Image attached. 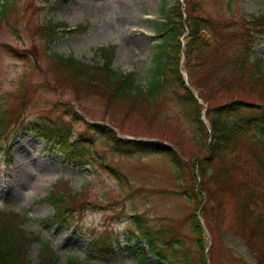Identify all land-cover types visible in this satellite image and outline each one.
I'll use <instances>...</instances> for the list:
<instances>
[{"label": "rangeland", "instance_id": "obj_1", "mask_svg": "<svg viewBox=\"0 0 264 264\" xmlns=\"http://www.w3.org/2000/svg\"><path fill=\"white\" fill-rule=\"evenodd\" d=\"M6 1L0 0V9ZM13 1L18 7L10 13L12 22L0 20V101L8 110L10 120L18 118L20 122L12 124L0 139V211L9 209L26 216L23 229L52 243L59 256L55 264H67L72 255L88 260L89 246L98 247L96 244L100 242L111 244L102 255L98 254L102 264H145L129 249L134 246L129 238L134 231L133 217L138 213L146 214L152 227L163 229L167 234L168 259L154 256L148 264H182L187 258L192 264H264V252L252 249L239 236L223 234L222 220L216 217L207 222L183 194L186 186L193 185L190 169L181 184L166 156L117 151L108 137L97 134L86 123L95 125L96 120H105L116 128L117 133L113 132L117 137L130 135L171 145L183 154L187 167L195 169V186H198L202 181L198 176V159L206 156V150L195 144L194 124L177 87L165 78L162 91L150 107L147 101L135 96L116 101L106 91L100 93L61 78L37 33L48 19L66 22L69 28L83 26L79 32L62 33L52 50L63 55L73 54L95 65L103 62L98 49L115 45L112 67L122 73L134 71L139 84L145 88L154 74L155 48L159 42L156 29L163 22L161 8L164 3L173 5L180 1L186 10L187 1ZM195 4L198 15L215 23L222 32L220 37L227 35V42L235 29L244 32L249 29L248 16L264 12V0H196ZM140 40L144 43V52L138 46ZM232 42L226 45L230 50L241 46L240 38ZM252 51L254 57L264 59V35H258ZM257 100L260 99L254 101ZM60 102L73 106V113H80L83 119L75 120L72 114H65ZM260 104L255 102V107H262ZM256 111L238 110L230 118L240 119ZM40 118L67 123L74 138L87 137L95 154L94 161L76 166L63 153L46 147L34 129ZM113 168L119 171L120 178ZM59 181L66 183L64 187L71 194L85 198L76 202L74 212L61 222L55 218L53 206L45 200ZM223 182L221 178L220 183ZM214 198L215 194L210 204L217 205ZM234 206L226 212L225 226L232 223V229L242 228L246 236L258 234ZM195 211L200 222L212 226V232L204 229L205 250L193 230ZM42 250L43 242L34 240L28 251L31 264L39 261ZM230 253L238 257L236 262ZM96 262L97 259L91 261Z\"/></svg>", "mask_w": 264, "mask_h": 264}, {"label": "trees", "instance_id": "obj_2", "mask_svg": "<svg viewBox=\"0 0 264 264\" xmlns=\"http://www.w3.org/2000/svg\"><path fill=\"white\" fill-rule=\"evenodd\" d=\"M186 1L189 6L186 10L180 1L173 6L165 4L162 8L166 21L158 29L156 65L145 88L139 84L137 74H124L112 67L116 46L99 48L97 54L103 62L91 65L73 54L63 55L52 50L62 33L79 32V28L69 29L66 22L49 19L38 28L37 33L49 51L48 56L53 59L55 72L61 78L100 93L106 91L116 101H126L135 96L141 101H147L150 107L162 91L165 78L171 86H176L179 98L194 124L195 144L204 146L206 150V156L198 159V176L202 180L198 186H195V169L187 167L188 161L171 145L123 141L106 126L85 122L97 134L108 137L117 151L166 156L179 175L181 184L190 169L193 185L186 186L183 194L187 195L203 218L211 223L218 217L222 220L220 227L224 229L223 234L239 236L252 249L264 252V59L254 57L252 51L258 35H264V13L248 16L249 29L245 32L235 29L229 34L227 42V35L220 37L222 32L217 30L215 23L201 13V16L198 15L196 0ZM17 7L15 1L7 0L0 9V20L11 23L10 13L16 12ZM239 38L241 46L234 50L226 47ZM182 66L188 72L191 85L198 88V97L185 86ZM255 102H260L262 107H255ZM60 105L64 107L65 114H72L75 120L83 119L76 112L73 113V106L62 102ZM242 109L258 111L240 119L230 118L233 112ZM203 112L209 120L207 125L202 120ZM9 115L0 101V139L12 124L18 122H12ZM36 132L50 150L63 153L66 160L76 166L91 164L95 159L89 139L83 135L74 138L67 123L40 118L36 123ZM106 167L109 168L108 165ZM112 170L120 178L119 171L114 168ZM221 178L224 179L223 183H220ZM65 185V182L59 181L46 198L54 207V216L59 222L74 212L76 202L85 201L83 196L71 194ZM213 194L217 205L210 204ZM231 205H235L243 220L252 223L259 231L258 234L255 232L246 236L242 228L238 231L232 229V223L225 226L228 218L226 212ZM197 211L192 215L193 230L198 235L201 248L205 250V230ZM25 218L14 210L0 211V264H31L28 251L34 240L43 242V250L36 264H55L59 256L50 246V241L28 234L22 228ZM133 223L131 240L134 246L129 249L137 254L139 261L148 264L154 256L160 260L168 259L166 231L152 227L144 213L134 215ZM207 228L212 232V226L208 223ZM96 245L100 246L90 249L88 260L72 255L67 264H102L98 254L107 249V244L100 242ZM230 256L235 262L238 260L233 253ZM95 259L97 262L91 263ZM182 264L192 263L187 258Z\"/></svg>", "mask_w": 264, "mask_h": 264}, {"label": "bare ground", "instance_id": "obj_3", "mask_svg": "<svg viewBox=\"0 0 264 264\" xmlns=\"http://www.w3.org/2000/svg\"><path fill=\"white\" fill-rule=\"evenodd\" d=\"M142 44H144V43H143V41H142V40H140V42H139L138 46H139V47H140V48L143 50V52H144L145 50H144V48H143Z\"/></svg>", "mask_w": 264, "mask_h": 264}, {"label": "water", "instance_id": "obj_4", "mask_svg": "<svg viewBox=\"0 0 264 264\" xmlns=\"http://www.w3.org/2000/svg\"><path fill=\"white\" fill-rule=\"evenodd\" d=\"M202 223H203V221H202Z\"/></svg>", "mask_w": 264, "mask_h": 264}]
</instances>
